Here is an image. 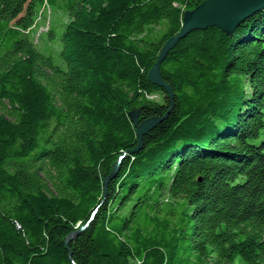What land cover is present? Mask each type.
I'll use <instances>...</instances> for the list:
<instances>
[{
	"label": "trees",
	"instance_id": "obj_1",
	"mask_svg": "<svg viewBox=\"0 0 264 264\" xmlns=\"http://www.w3.org/2000/svg\"><path fill=\"white\" fill-rule=\"evenodd\" d=\"M205 1L0 0V264H264V10L177 43L132 153Z\"/></svg>",
	"mask_w": 264,
	"mask_h": 264
},
{
	"label": "water",
	"instance_id": "obj_2",
	"mask_svg": "<svg viewBox=\"0 0 264 264\" xmlns=\"http://www.w3.org/2000/svg\"><path fill=\"white\" fill-rule=\"evenodd\" d=\"M264 10V0H206L203 4L191 11H186L183 15V27L179 35L169 39L160 52L157 63L148 74L149 81L164 89L171 101V108L163 118H152L138 125V113L132 114V120L138 127L139 147L132 153L138 152L143 145V138L150 131L166 120L175 106V96L171 87L163 80L161 65L167 58L170 51L177 43L194 31L207 30L208 28H218L226 35H232L241 24L256 13ZM120 163L115 164L112 174L106 179L105 185L110 179L117 175ZM87 228L82 227L77 233L69 236L70 241Z\"/></svg>",
	"mask_w": 264,
	"mask_h": 264
},
{
	"label": "rangeland",
	"instance_id": "obj_3",
	"mask_svg": "<svg viewBox=\"0 0 264 264\" xmlns=\"http://www.w3.org/2000/svg\"><path fill=\"white\" fill-rule=\"evenodd\" d=\"M54 22L65 23L67 21L65 20V17L59 11H57V10H54V9H52V11L49 10V9L44 10L43 11V15H42V17L40 19V22H39V27L40 28H38V32H37V35H36V38H35V42H36L37 46L41 50H45L47 48L48 41H47V38L44 35H45V33H47L48 29L51 28L52 25H54ZM58 23H55V25H57ZM59 30H60L59 32H61V26H59ZM62 30H63V28H62ZM154 30L156 32H158L160 30V28H155ZM60 34H62V32L59 33V35ZM55 46L56 47H53V50H56V51L53 52V56L55 57L56 61L59 64H62V61L59 60V57H58V55H59V53L61 51V46H60L59 40L55 42ZM155 98L159 99V97H155ZM142 124H140L138 122V125L139 126H141ZM259 142H260V140L256 141V143H259ZM135 264H137V263H135Z\"/></svg>",
	"mask_w": 264,
	"mask_h": 264
}]
</instances>
